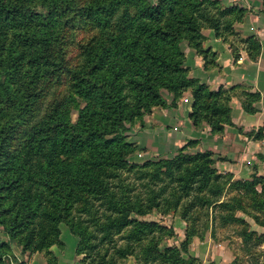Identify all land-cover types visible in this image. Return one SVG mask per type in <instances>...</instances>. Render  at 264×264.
<instances>
[{"label":"trees","instance_id":"obj_1","mask_svg":"<svg viewBox=\"0 0 264 264\" xmlns=\"http://www.w3.org/2000/svg\"><path fill=\"white\" fill-rule=\"evenodd\" d=\"M70 13L97 30L66 68L77 117L72 121L69 109L55 102L43 119L26 128L21 146L11 149L41 77L65 68L57 37ZM244 13L219 0H84L80 5L76 0H0V227L9 239L0 242V264H22L10 241L30 254L62 246L61 224L77 238L83 264H109L112 259L103 253L107 245L124 258L140 259L135 250L141 247L145 263L184 264L180 250L188 251L194 231L189 221H197V210H205L210 221L221 210L224 225L240 223L237 232L250 250L261 241L237 214L264 225V176L231 180V174L213 167L211 152L186 150L194 140L171 158L127 161L136 149L126 142L129 125L142 123L156 106H174L187 88L195 125L206 121L217 133L231 123L229 91L211 90L190 77L181 43L202 55L205 66L212 65L216 54L202 48V29L236 37L233 24ZM240 42L255 59L259 40L251 35ZM163 91L172 95L169 104ZM244 95V110L254 112L258 94ZM154 209L178 212L187 224L181 247L158 246L155 233L164 226L141 219ZM116 235L125 239L122 245Z\"/></svg>","mask_w":264,"mask_h":264},{"label":"crops","instance_id":"obj_2","mask_svg":"<svg viewBox=\"0 0 264 264\" xmlns=\"http://www.w3.org/2000/svg\"><path fill=\"white\" fill-rule=\"evenodd\" d=\"M223 4H238L245 9L242 20L233 24L235 32L241 37L255 36L260 42V51L252 59L244 49V44L237 46V57L232 47V38L217 37L213 29L204 28L202 34L205 39L202 48H210L215 52L216 58L212 65H206L203 56L193 47L183 43V66L187 68L190 77L205 83L211 90L224 88L229 91L228 105L230 107V124H225L221 132H211L206 121L195 125L189 114L192 110L191 88L183 91L174 106H156L149 115L134 124L135 141L141 144L142 154L164 155L175 154L176 149L187 144L188 151H209L214 158L213 167L220 173L231 174V180H250L253 174L264 176V7L260 0H222ZM245 92L258 94L253 101L254 112H246L243 108ZM167 104L172 95L166 93ZM131 131V133H132ZM166 149V150H165ZM168 152V153H166ZM260 156V157H259ZM260 185L256 188L259 189ZM229 194L223 195L221 201ZM241 215L249 223V229L262 239L253 249L264 251V225L256 223L252 217ZM180 221L185 222L178 218ZM176 229V227L174 228ZM60 239L63 242L61 249L52 245L57 256L58 264H78L79 258L75 254L77 238L69 231L66 225H60ZM183 235L185 227L179 232ZM237 231V230H236ZM238 242L245 247L241 236ZM181 232V233H180ZM196 235V234H195ZM200 238V236H197ZM67 239L69 243H67ZM3 228L0 227V242L8 241ZM11 250L18 262L22 264H46L41 252L22 253L15 242L10 241ZM223 250L233 254L235 252L228 244L222 241L218 244ZM251 258L250 264H260L263 260Z\"/></svg>","mask_w":264,"mask_h":264},{"label":"rangeland","instance_id":"obj_3","mask_svg":"<svg viewBox=\"0 0 264 264\" xmlns=\"http://www.w3.org/2000/svg\"><path fill=\"white\" fill-rule=\"evenodd\" d=\"M221 1L222 0H219L222 5L226 6V4H223ZM82 2H84V0H76L77 5L82 4ZM238 6L243 8V6ZM96 34L97 30H94L90 24H87L78 13H70L64 17V23L58 30L57 43L58 47L63 51L64 54V62H66L64 64L65 68L63 67V69H60L51 74H45V76L43 75L41 77L40 81L35 87L34 103L31 106L25 120L21 123L18 131L12 139L10 143L11 149H18L21 146L24 140L26 128L28 126H33L38 121L43 119L48 113L51 105L55 102H60L64 107L69 109L72 121L76 119L77 109H75L74 104L70 101V96L73 95V92L70 87V77L67 73L66 68L75 64V56L79 53L81 45L86 43L91 36H94ZM237 34L238 36L236 37L232 34H226V38H232V44H234L235 47L241 45V36L239 35V33ZM183 43L186 42H182L181 45ZM163 93L165 95L167 92L163 91ZM82 105L83 103L80 102V106ZM138 121L139 120H135L134 123L129 125L130 133L126 137V142H128L132 146H136V149L127 157V161L134 163H143L147 160L171 158V153L164 155L158 153V155L156 154L150 156L149 154H142L140 152L143 148L141 144L136 143L135 135L132 131V129H134L135 131L134 124H136ZM122 174L125 177L127 176V173L125 171ZM132 176L133 175L128 174V180H131ZM220 213L221 210H218L215 213L216 217L214 218V220L210 221L209 219H207L205 210H197L194 212V214H196L197 216V221L194 220L195 222L193 225L189 221V224L193 226L194 231L191 232V234L189 235V239H187L188 251L183 252L182 250H180L182 258L184 259V261H186L184 264H187L188 262L189 264H250L251 258L257 259L258 262L259 260H263V262L260 264H264L263 249L250 250L247 245H245V247H241L239 244L237 245L236 242H238V235L235 234L234 231H236L237 229L239 231L240 228H242V225L238 222L224 225L223 222H221V220H219L218 218ZM178 218V212H164L162 209H154L145 216L141 217V219L143 220L155 221L156 223L164 226V229L161 231V233H158L159 231L155 233L158 235L157 242L159 244L158 246L161 248L167 246L171 247V245L181 247V242L185 240V238H187L185 233L183 235V231L182 233L180 232L181 234H179V232L175 233V230L179 231L180 228L187 227V224L185 223L184 225L183 222ZM171 227H176V229H173V236H171ZM195 229H198V231H196ZM236 233L238 232L236 231ZM197 236H200V238ZM115 240L118 246L122 245L123 242H125V239H122L120 235H116ZM222 241L228 244V246L235 252H232L233 254H230L229 252L223 250L222 247L218 246V244ZM67 243H69L68 239ZM16 246L21 250V247L17 243ZM57 247L58 249H61L62 246L57 245ZM106 248L107 252H105L104 250L103 253H107V260L110 258L112 259L111 261H109V264H136L135 260H139L137 264H149L145 263L142 260L146 255L143 253L141 247H137V250H135L137 251V253H139L140 259H137L135 255H129L125 258L120 257L115 251L114 247H111V245H107ZM75 254L79 258L78 264H83L82 260L84 258V255L76 253V248ZM41 255L46 264H58L57 256L52 249H49L48 252H41ZM158 262L159 261H154L152 262V264H157Z\"/></svg>","mask_w":264,"mask_h":264}]
</instances>
